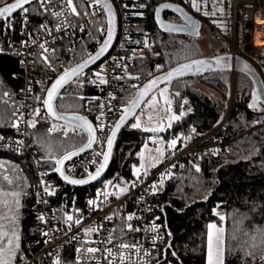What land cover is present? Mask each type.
Here are the masks:
<instances>
[{"label": "trees", "instance_id": "obj_1", "mask_svg": "<svg viewBox=\"0 0 264 264\" xmlns=\"http://www.w3.org/2000/svg\"><path fill=\"white\" fill-rule=\"evenodd\" d=\"M8 1L12 0H0V5ZM163 1L179 2L197 18L201 17L185 0L130 1L135 39L132 46L137 48V53L128 63L127 73L130 76L139 75L146 80L178 62L199 56L198 37L163 32L156 25L155 9ZM27 8V13L19 11L12 16L15 23L12 33L15 38L19 37V33H27L49 19V13L43 11L37 2ZM163 15L170 21H181L171 11H165ZM4 21L0 20V30ZM102 23H105V18L91 25L90 33L84 36L71 56L62 54L69 66L89 55L86 47L93 44L94 38L100 37L98 27ZM93 36L95 37L92 39ZM146 38L150 42L147 47ZM139 40H143L144 44L140 45ZM36 62L42 65L45 62L44 55L38 54ZM252 63L264 80V73L259 64L255 61ZM35 70L38 72L40 68ZM21 73L20 56L0 53L2 135H11L14 132L15 106L9 104L5 93H16L19 90L23 84ZM236 73L248 80V86L240 84L237 92H234L224 121L223 113L226 112L230 99L231 72H212L169 83L181 84L178 87L179 95H175L174 100L179 119L172 121L164 136L167 140L177 139V144L169 148L162 161L152 168L170 159L184 146L213 129L217 128L216 135L226 138L228 142L222 154L213 149H204L198 153L179 156L175 162V172L166 176L163 184L159 185L157 213L159 220L164 224L166 240L154 249L151 264H207L208 226L212 222L224 227V264H264V109L250 107L252 90H246L251 87V81L244 74ZM191 78L207 79L219 91L222 101L217 102L191 87L187 83ZM94 92L93 88H87L81 83V78H78L62 92L57 102L58 108L63 112L83 113L87 95ZM135 92L136 88L133 87L121 88V103L126 106ZM32 120H35V126H29V142L43 157H60L83 145L87 140L86 134L77 128L71 127L73 131L67 138L60 132L50 131L48 116ZM149 136L150 132L140 127L133 128L130 123L123 129L117 141L116 154L105 175L106 182H127L134 176L133 166L140 167V153ZM50 148H57L58 151H50ZM53 164L52 161V168ZM196 167H199V172ZM53 177L60 185L53 200L59 201L62 214L70 211L72 207H84L94 196L98 186L96 183L83 188H71L63 185L54 170ZM35 183V169L27 154L0 152V188L17 189L20 193L17 264L28 262L43 248L42 229L32 210ZM131 211L132 206L128 201L127 212L117 221L119 240H131L128 236L131 230L127 228V217ZM220 216L224 219L221 220ZM77 245V242H73L68 246L65 260L61 264H81L76 257ZM173 252L175 255H172ZM33 263L56 264V261L52 257L41 256Z\"/></svg>", "mask_w": 264, "mask_h": 264}, {"label": "built area", "instance_id": "obj_2", "mask_svg": "<svg viewBox=\"0 0 264 264\" xmlns=\"http://www.w3.org/2000/svg\"><path fill=\"white\" fill-rule=\"evenodd\" d=\"M111 1L117 14L115 41L102 61L97 66L84 71L79 77L84 86L95 90L94 93L87 95L86 106L82 114L94 123L97 129V139L89 151L67 163L65 169L69 175L74 177L88 175L99 164L102 156H97L96 153L101 150L104 151L106 137L110 134L111 126L115 124L125 108L119 99L120 89L123 87L137 89L140 86L135 78L127 73L129 61L137 53V48L132 46L135 40L131 18L132 11L129 5L132 0ZM185 1L187 2V0ZM231 1L234 8V28L236 30V24L239 25L240 34L243 37V47L250 45L251 50L257 51V55L254 57L264 73V44L258 46L254 39V33L258 27L264 31V0ZM36 2L38 3V0ZM73 4L77 12L80 13L79 15L71 13L65 0H50L47 11L49 13L48 21L39 24L27 33H19L18 38H15L12 33L15 25L12 16L4 18L5 21L0 30V49H2L0 53L20 56L21 75L23 77V84L16 93L12 91L5 93L9 104L15 106L14 125L18 124V126H14V132L11 135L0 134V152L25 153L32 160L36 173L35 199L32 210L37 223L41 226L43 236V248L25 264H34V260L41 256L52 257L55 261L59 259L64 262L67 248L73 242L78 243L76 257L81 264H109V261L119 264L118 248L115 245L121 242L140 245L142 247L141 264H151L154 249L166 240L165 227L159 220L157 213L158 190L153 193L151 186L157 184L159 189L161 177L165 178L175 172V162L179 156L198 153L204 149H213L216 153L222 154L228 140L222 136H217L216 130H213L187 144L160 165L150 169H141L140 180L136 182L135 187L130 186L132 182L137 180L135 175L122 184L114 183L120 184V187L127 185L128 191L119 195H109L107 199L104 196L98 197V192L106 190L107 192L118 193L119 190L108 185L104 176L94 183H98V186L91 199L97 201L96 205H89L87 202L82 208L72 207L70 211L62 214L59 201L53 200L60 185L53 177V168L46 163L49 160L55 162V159L60 157L51 155L45 158L38 153L29 142L31 135L28 121L33 118L47 117L42 100L46 97L52 81L70 67L66 57L62 54L71 56L84 36L90 33L91 25L103 18H105V23L98 27L102 38H94L93 44L86 47L89 55L101 45L105 37L107 21L102 5H95L93 0H73ZM238 9L240 10L239 17L237 15ZM52 12H61L63 15L57 17L52 15ZM258 16L262 19L260 23L257 21ZM42 25L46 26L48 31H45L41 27ZM248 36L250 37L248 38ZM138 43L143 45L144 41L139 40ZM40 44H44L48 51L44 52L39 47ZM38 54L47 56L48 61L42 65L38 64L36 62ZM37 68H40V71L37 72L35 70ZM95 73H101L106 83L100 84L99 78L94 75ZM231 73V78L234 81L235 72ZM37 97L40 100H37ZM101 104L104 105L103 109L100 108ZM37 108L41 109L39 115L35 114ZM101 111L104 113L102 122L105 125L102 131L98 129L101 121L97 120ZM54 173L56 175L55 171ZM45 184L50 186V190H55L54 195L44 193ZM63 185L68 186L64 183ZM40 200H46L47 203H41ZM128 201L132 206L129 215L133 216V219L128 223L134 225V228H139L140 231H129L128 236L131 240L123 241L118 239L117 221L127 212ZM66 213L73 215V222L66 221ZM39 216H43L44 220L38 219ZM77 216L82 221L79 225L74 224ZM107 217H112V219L109 220ZM153 222L157 226L155 232L150 230ZM69 224L72 226L69 227ZM89 227H96L98 231L86 234L84 230ZM109 236L112 237V243L106 244L105 241ZM86 247H97L100 251L93 254L94 258L89 259L86 252H77V249ZM106 247L113 249V256H108L104 251ZM143 250H147L149 255L144 256ZM127 255L128 253H126V257ZM131 259L132 261L137 260L134 251L131 253Z\"/></svg>", "mask_w": 264, "mask_h": 264}, {"label": "snow or ice", "instance_id": "obj_3", "mask_svg": "<svg viewBox=\"0 0 264 264\" xmlns=\"http://www.w3.org/2000/svg\"><path fill=\"white\" fill-rule=\"evenodd\" d=\"M190 2L192 4V7L196 8L197 11L201 10V6L197 3V0H190ZM31 3H32V0H16L15 3H12L10 5H5L4 7H0V17H6V14H7V16H11V14L18 9L20 11H22L23 13H27L29 11V9L24 7V5L25 4H31ZM38 3L40 5V8H42L45 12H47L49 10L48 4L50 3V0H38ZM65 3L67 5V7L71 10V13L76 14V15L80 14L79 12H77V9H76L75 5L73 4V0H65ZM93 3L95 5H98V6L102 5L103 9L107 10V12H108L109 27L107 29V39L104 41L99 52H97L95 56L90 57L89 60L84 61L83 63H81L75 67H72L70 69H65L64 73L57 78V80L52 84L51 88L47 91L46 98H44L42 100V104L47 109V111L45 112V116H51L55 120L67 121L69 124H71L73 126V129H76V128H80V129L86 128L87 129V132H88L87 142L83 145V147H81L79 149V151H84L86 148L92 147L93 143L97 139V137L95 136V132L97 131V129L93 128V126L83 116L73 115V116L69 117V116L63 115L62 113H60L58 111V106L54 105L53 101L58 94L59 88H61L64 84L68 83L73 77H79L80 75H82L83 69L85 67H87V65L89 63L95 62L96 60H98L100 58L101 55H103L107 51V49H108V47H109V45L113 39L112 24L114 21V13L112 12L111 5L109 3H107L106 0H103V2H102V0H93ZM140 7H146V5H140ZM162 8H173V6L171 4L161 5L156 10L157 18L159 17V12ZM173 10L183 13V9H181L179 7H176ZM220 11H223V9L221 8ZM52 15L59 17V16L63 15V13L52 12ZM205 15H208V13L205 12ZM212 15H215V12H213ZM185 19L187 22L185 27L176 28L174 25H164L163 23H161V27H164L169 31H171V30L184 31L186 27H193V28L195 27V25L190 20V18L185 17ZM24 23L25 24L27 23L26 17L24 19ZM41 27L44 28L45 31H48L46 26L42 25ZM39 47L41 49H43L44 52L48 51L45 48L44 44H40ZM0 51H2V49H0ZM220 59L221 58H218L215 60V63L217 65L220 63ZM44 60H45V62H47L48 57L44 56ZM212 66H213L212 61H205V60H197V61L191 62L190 64L181 65L180 67L169 72L165 77L157 78V80H153L149 85L145 86L144 92H147L148 89L151 88L153 85H155L158 82V80H160V79L170 80L171 78H173L176 75H184L185 72L193 70V69H195L196 72L211 70ZM244 67H245V69H247L248 66L245 65ZM94 75H96L99 78L100 84L106 83V81L101 76V73H95ZM144 92L139 93V96H143ZM161 95H163V92H161ZM176 95H179V93H177ZM253 97H254L253 103L250 105V107L255 108L257 106V101L260 99V97L256 93L253 94ZM151 99L154 101L156 99V97L153 96ZM37 100H40V98L37 97ZM166 102L168 104L171 103L170 101H166ZM145 103H148V101H145ZM185 103H186V101H185ZM138 104H139V100L137 99V100L132 102L130 107H125L123 109V114L120 116L119 120L113 126H111L110 134L107 135V137H106L107 151L101 150V151L96 153L97 156H102V162L99 163V166L96 168L94 174L88 173L86 179L85 178L74 179V178H71L70 175H67L65 173V169L62 166L64 165L66 160H69L72 158V156H75L78 154L76 151L66 153L62 158H56L55 162L53 164V170L55 172L59 173L60 176L65 181H67L68 183L73 184V185L88 184L90 181H94V180H97L98 178H100L102 172L104 171V169L108 165L109 158H110L111 153H112L113 142L116 138L117 132L120 130L121 126L125 123L128 116L134 115L132 110L134 108H136L138 106ZM103 107H104V105L101 104L100 108L103 109ZM40 111H41L40 108L35 109V114L39 115ZM103 115H104V113H103V111H101L100 116L97 117V120L101 121V123L98 126V129L101 131L105 127V125L102 122ZM135 119H136V123H133L131 126L133 128H139L140 127V117L135 116ZM149 119H151V117H149ZM170 119H179V117L173 116ZM28 124H29V126L34 127L35 126V120L28 121ZM14 126H18V124L14 125ZM170 126L171 125L169 124V127ZM54 128H55V124L53 125V129ZM53 129H50V131ZM144 130L157 132V131H163L164 128L157 126L155 128H145ZM65 134H67V133H65ZM176 144H177V139H173L168 144V147L171 148V147L175 146ZM156 151L159 152L160 155H163V152L159 148H157ZM141 157L143 159V154H141ZM153 166H155V165L153 164ZM133 167L135 169L134 175L136 176L137 180L131 183V185H130L131 187H135L136 182L140 180V171H141V168H144V164L141 163L139 168H137L136 166H133ZM199 170H200L199 167H196V171L199 172ZM5 179H8V177H5ZM163 179H164V177L162 176L161 180H160V185L163 184ZM108 185H111L112 187L117 188L119 190L118 193H111V192H107L106 190H101L97 194L98 197L104 196V198L107 199V197L109 195H119L121 193H125L128 191L127 185L125 187H120V184H114L112 181H109ZM106 187H107V185H106ZM157 190H158L157 184H153L151 186V191L153 193H155ZM43 191L47 195H54L55 194V190L54 189L50 190V186H48L47 184H45ZM13 195H16V194H13ZM209 195H210V193H209ZM39 202L47 203L46 200H40ZM15 204L18 206L19 200H16ZM88 204L89 205H96L97 201L90 199L88 201ZM77 211H79V210H77ZM65 215H66V221L67 222H73V215L67 214V213ZM217 215H219V213H217ZM11 219L13 221V227L11 229V235H9V233L7 231L0 232V236L4 237V239H0V264H11V258L13 256H15L16 252L19 250V239H20V237H19V234H18V232L14 226L16 217L13 216ZM38 219L43 221L44 217L39 216ZM107 219L111 220L112 217H107ZM132 219H133L132 215H129L127 217V221H131ZM220 219L223 220L224 217L220 216ZM81 222H82L81 218L79 216H77V218L74 221V224L79 225ZM71 226L72 225L69 224V227H71ZM208 227H209L208 264H223V247H222L223 240L221 237V234L223 233V229H217L215 224H209ZM127 228L131 231H140L139 228H134L133 225L130 223L127 224ZM150 230L153 232L157 231V226L154 222L152 223ZM212 230H216L217 235L215 237L213 236ZM84 231L86 234H90L93 232H97L98 228L89 227V228H86ZM44 235H47V233H44ZM105 243L111 244L112 243V237L109 236L107 238V240L105 241ZM153 243H155V240H153ZM115 247L118 248L119 264H141L140 254L142 251V247L140 245H138V244H126V243L121 242L118 245H115ZM169 247H170V245H169ZM98 251H100V249L97 247H86L84 249H77V252H86L88 254L89 259L94 258L93 254L98 252ZM104 251L108 254V256L114 255L112 248L106 247L104 249ZM133 251L137 255L136 261H132V259H131V253ZM126 253H128L127 257H126ZM143 254H144V256H148L149 252L147 250H143ZM172 255H175V253L173 252ZM56 264H61V261L59 259H57ZM109 264H115V262L109 261Z\"/></svg>", "mask_w": 264, "mask_h": 264}, {"label": "rangeland", "instance_id": "obj_4", "mask_svg": "<svg viewBox=\"0 0 264 264\" xmlns=\"http://www.w3.org/2000/svg\"><path fill=\"white\" fill-rule=\"evenodd\" d=\"M197 3L201 6L200 11H197L196 8L192 7L190 0H187L188 6L201 15L200 17L201 19L199 18L201 21V29L197 39L199 56L224 54V53H236L241 55L244 54L243 56H245L251 62L252 61L257 62L254 57L257 55V51L251 50L249 52H246L245 47H243L242 45L243 37L240 34L239 25L236 24L237 25L236 30L234 28L233 25L234 8L231 0H197ZM221 8L223 9V11H220ZM205 12H207L208 15H205ZM213 12H215V15H212ZM239 13L240 10L238 9V13H237L238 17H239ZM94 37L95 36H93L92 39ZM145 41H146L145 45L149 46L150 44L149 40L146 38ZM235 73H234V81L231 78L232 73L230 75L231 78L229 83L231 86L230 99L227 110L225 113H223V118H222L223 121L226 119V116L231 107L234 92L235 93L237 92V88L239 87L240 84H246V85L248 84V80L244 79L245 77H243L242 75L239 76L237 73L236 74ZM132 77L135 78V80L138 82L139 85H141L145 81V79H143V77L139 75H133ZM187 83L191 85V87H193L194 89L211 97L215 101L217 102L222 101V96L220 95L219 91L212 84H210L207 79L191 78L190 80L187 81ZM180 85L181 84L179 83L171 84V85L167 84L161 87L147 100L148 103H145L141 108V110L136 115L140 117V128L143 130L145 128H155L157 126L164 128L163 131H157V132L148 131L150 132V136L147 138L140 153V157L141 154H143V159L141 157L140 165L141 163L144 164V168L141 169H150L153 167V164L157 165L158 163H160L164 155L167 153V150L169 149L168 144L172 140H167L164 136V132H166V130L169 128V124L171 125L172 121L175 120L170 118L173 116H178L176 113V106L174 100H175V95L179 93L178 87H180ZM252 88L253 85H251V87H248L246 92H248L250 89L252 90ZM161 92H163V95H161ZM153 96L156 97L154 101L151 99ZM166 101H170L171 103L168 104ZM149 117H151V119H149ZM133 123H136L135 117L130 122V126ZM54 124H55V128L53 129ZM72 128L69 125L62 124L50 119V129H53L51 131L54 133L60 132L63 134L65 138L70 136L69 133L73 131ZM213 130H217V128ZM157 148H159L163 152V155H160V153L156 151ZM51 150L58 151L57 148H50V151ZM44 157L47 158L46 156ZM46 163L49 166H51L52 164L50 160L49 162L46 161ZM124 182H125L124 180H121L119 183L122 184ZM16 200H19L18 206L15 204ZM20 203L21 202H20L19 190L17 189L8 190V189L0 188V232L7 231L9 235H11V229L13 227V221L11 218L15 216L16 219L14 226L20 237V232H19ZM211 224H215L217 229H223V233L221 234V237L223 240L222 247H223V264H224V233H225L224 227L223 225L217 224L215 222H212ZM212 231H213V236L215 237L217 235L216 230H212ZM0 239H4V237L0 236ZM17 252L15 256L11 258V264H17L16 261ZM20 264H25V262L22 261V263ZM207 264H208V258H207Z\"/></svg>", "mask_w": 264, "mask_h": 264}, {"label": "water", "instance_id": "obj_5", "mask_svg": "<svg viewBox=\"0 0 264 264\" xmlns=\"http://www.w3.org/2000/svg\"><path fill=\"white\" fill-rule=\"evenodd\" d=\"M36 1L37 0H32V3L31 4L35 3ZM15 2H16V0H12V1H9L7 3H4V4L0 5V7H4L5 5H10V4L15 3ZM102 2H103V0H102ZM106 2L111 5L112 12L114 13V21H113V24H112V28H113V39H112V41H111V43H110L107 51L103 55H101L98 60H96L95 62L89 63L87 65V67H85L83 69V72L86 71V70H88V69H91V68L97 66L102 61V59L107 55V53L111 49V47H112V45H113V43L115 41V38H116V34H117V14H116V10H115V7H114V5H113V3H112L111 0H106ZM31 4H25L24 7L27 8ZM164 4H171L173 6V8H162L160 10V12H159V17L157 18L156 10L161 5H164ZM176 7H179L181 9H183V13L174 11L173 9L176 8ZM19 11H20L19 9L16 10V11H14L11 14V16L15 15ZM165 11H171V12L175 13L180 18L181 21L180 22H174V21H170V20L166 19L164 17V15H163V13ZM105 14H106V21H107V29H108V27H109V23H108L109 17H108L107 10H105ZM7 17H10V16H7V14H6V17H0V20L1 19H4V18H7ZM185 17L190 18V20L195 25L194 28L193 27H186L184 31H176V30L169 31L166 28L161 27V23H163L164 25H174L176 28L185 27V25L187 23ZM155 22H156V25L158 26V28L161 31H163V32H169V33H175V34H186V35H189V36H192V37H198L199 34H200L201 21L192 12H190L183 4H181L179 2H175V1H163V2H160L156 6V9H155ZM249 37L250 36H248V38ZM106 39H107V31H106L105 37H104L101 45L92 54L88 55L86 58H84L80 62L73 64L68 69H70L72 67H75V66L83 63L84 61L89 60L90 57L95 56L96 53L99 52L101 46L103 45V43H104V41ZM250 50H251V46L250 45H247L245 47V51L246 52H249ZM218 58H221V59H220V63L217 65L215 63V60L218 59ZM197 60L212 61L213 62L212 69L211 70H206V71H201V72H196L195 69H193V70H190V71L185 72L184 75H176L173 78H171L170 80L160 79V80H158V82L155 85H153L151 88H149L147 92H144L145 86L149 85L153 80H157V78H163L169 72H171L172 70L180 67L181 65L190 64L191 62L197 61ZM245 65L248 66L247 69H245V67H244ZM220 71L239 72V73H242V74L246 75L251 80L252 85H253V88H252V91H251L250 105L253 103V98H254L253 97V94L256 93V94L259 95L260 99L257 101V106L255 108H257V109H264V80H263V77L261 76V74L259 73V71L256 69V67L253 65V63L250 60H248L245 56H243L241 54H236V53H224V54L203 55V56L193 57V58H190V59H187V60L178 62L175 65H173V66H171V67H169V68H167V69H165L163 71H160V72L154 74L153 76H151L150 78H148L147 80H145L140 85V87L136 90L135 94L133 95V97L130 99V101L128 102V104L125 107H130L131 104H132V102L135 101V100H137V99L139 100V104H138V106L136 108H134L132 110L133 113H134V115H129L128 118L126 119L125 123L121 126L120 130L117 132L116 138H115V140L113 142L112 153H111V156L109 158L108 165L106 166V168L102 172L100 178H98L97 180H94V181H90L88 184H84V185H73V184H70L67 181H65L60 176V174L56 172L57 177L64 184H66V185H68L70 187H75V188H83V187L90 186V185L94 184L95 182H97L98 180H100L102 177H104L107 174V172H108V170H109V168H110V166L112 164V161H113V158L115 156V153H116V145H117L118 138H119L120 134L122 133L123 129L134 119V117L137 115V113L141 110V108L145 104V101H147L157 90H159L161 87H163V86H165V85H167V84H169V83H171L173 81L179 80V79L190 78V77H197V76L206 75V74H209V73H212V72H220ZM63 73L64 72H62L61 74H59L52 81V83L49 86L48 90L51 88L52 84L57 80V78L59 76H61ZM79 77H73L68 83L64 84L61 88H59L58 94H57L56 98L53 101L54 105L58 106L57 105V102H58V99L61 96L62 92L71 83H73L75 80H77ZM141 92H144V95L143 96H139V93H141ZM46 96H47V93H46ZM44 109H45V112H46L47 109H46L45 106H44ZM58 111L60 113H62L63 115L69 116V117H71L73 115L83 116L93 126V128H95L94 123L87 116H85L82 113H78V112H63V111H60L59 108H58ZM122 114H123V111H122L121 115ZM120 116H119V118H120ZM48 117L50 119L56 121V122H59V123H62V124H66V125H69V126L73 127L67 121H64V120H55L51 116H48ZM119 118L116 120V122L119 120ZM77 129L83 131L86 134L87 139H88V132H87V129L86 128H84V129L77 128ZM95 136H96V132H95ZM86 142H87V140H86ZM94 143H93V145H94ZM83 145H81V146H79V147H77V148H75L73 150H70V151L66 152V153H69V152L76 151L78 154L75 155V156H72L71 159L65 161L64 165L62 166L64 169H65V167H66V165H67L68 162H70L71 160H73V159H75V158H77V157L85 154L87 151H89L93 147V145H92L91 148H86L84 151H79V149L81 147H83ZM104 151H107V145H106ZM66 153H64L63 155H61L60 158H62ZM100 162H102V158H101ZM98 166H99V164L97 165V167ZM96 168L91 173L94 174ZM65 173L67 175H69L67 173L66 169H65ZM70 177L71 178H74V179H80V178H85L86 179L87 178V175L84 176V177H74V176H71L70 175Z\"/></svg>", "mask_w": 264, "mask_h": 264}, {"label": "bare ground", "instance_id": "obj_6", "mask_svg": "<svg viewBox=\"0 0 264 264\" xmlns=\"http://www.w3.org/2000/svg\"><path fill=\"white\" fill-rule=\"evenodd\" d=\"M261 20L262 19L258 16L257 17V21L260 23ZM254 39H255L256 45L260 46V45H263L264 44V31L260 27H258L255 30Z\"/></svg>", "mask_w": 264, "mask_h": 264}]
</instances>
